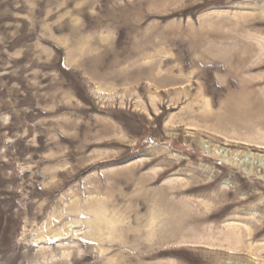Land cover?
<instances>
[{"label": "rangeland", "instance_id": "1", "mask_svg": "<svg viewBox=\"0 0 264 264\" xmlns=\"http://www.w3.org/2000/svg\"><path fill=\"white\" fill-rule=\"evenodd\" d=\"M247 34L264 38V0H0V264H264ZM233 97L252 118L228 120ZM190 105L225 137L179 124ZM227 220L252 235L193 243Z\"/></svg>", "mask_w": 264, "mask_h": 264}, {"label": "bare ground", "instance_id": "2", "mask_svg": "<svg viewBox=\"0 0 264 264\" xmlns=\"http://www.w3.org/2000/svg\"><path fill=\"white\" fill-rule=\"evenodd\" d=\"M252 25L251 26H253V23H251ZM239 26V25H238ZM224 39H235V41H243V37L242 38H239V37H236V38H229V37H225ZM247 39H249V40H255V41H264V38L262 37V36H259V35H255V34H247V36H245V40H247ZM235 98L236 97H233V98H231L230 100H229V102H228V106H227V109H228V107H229V112H230V116H229V121L230 122H232V123H237V119L236 120H234V118H233V115H235L238 119H240V120H242V119H247V118H249V117H251L252 118V116L251 115H249V113L248 112H246V110H245V106L247 105V103H246V101H245V99H243V98H240L239 100H235ZM204 103V102H203ZM206 103H208V102H206ZM176 105V103H175V100L174 99H171L170 100V106H175ZM193 105V104H192ZM204 105V104H203ZM209 105V104H208ZM210 106V105H209ZM187 108H189V112H190V115L188 116V118H180L179 119V124H182L184 127H187L188 129L190 128H192V130H195V129H198V128H205V129H207V130H209L210 132H213L215 135H217V134H221V133H218V132H216V131H214V130H212L211 128H208L207 126H202V125H200V123L199 122H201V120H200V118L198 117V113H200V114H202L203 112H201V111H198V112H195L194 111V108H192V106L190 105V106H188ZM209 109V108H208ZM147 113H148V110L147 109H144ZM206 111V110H205ZM156 112H158V110L156 111ZM156 115L158 116L159 114L158 113H156ZM204 117H202L204 120H206V118H205V115H203ZM253 117H255V116H253ZM171 118L172 117H170L168 120H167V123H169V124H171L173 127L175 126V125H178V123L175 121H172L171 120ZM201 118V119H202ZM219 119V118H218ZM251 120V119H250ZM250 120H249V122H250ZM219 121V120H218ZM248 121V120H247ZM239 122H241V121H239ZM244 122V121H243ZM203 124V123H202ZM210 127V126H209ZM211 129V130H210ZM204 130V129H203ZM217 130V129H216ZM222 130V129H221ZM197 131V130H196ZM220 131V130H219ZM203 132V131H202ZM208 132V131H207ZM197 133V132H196ZM198 133H200V132H198ZM202 134V133H201ZM204 134V133H203ZM222 135V134H221ZM222 136H224V135H222ZM226 136H228V135H226ZM225 137V136H224ZM215 138V137H214ZM227 139H228V137H226ZM229 139H231L232 141H235V140H237L238 142L239 141H241V139H234V138H232V137H230ZM246 142H248V146L250 147V148H252L253 146V144L252 143H255V142H253V141H250L249 139H246L245 140ZM230 142V141H229ZM238 142H235V143H238ZM234 143V142H233ZM258 145H261V144H258ZM231 146V145H230ZM225 155V154H224ZM223 155V156H224ZM225 157V156H224ZM228 159V158H227ZM58 174V173H57ZM49 177V176H48ZM54 177H55V175H54ZM59 186V185H58ZM214 197V196H213ZM218 197V196H217ZM216 197V198H217ZM159 204V206H161L164 210H165V206H166V203L165 202H163L162 200L158 203ZM205 205H207L205 202H202V203H200L199 202V205H198V207L199 206H205ZM197 206V205H196ZM185 207V206H184ZM262 208H264V206L262 207ZM183 210H184V208H183ZM173 212H175V213H177L176 211H174L173 210ZM224 212H226V210L225 209H221L220 211H218L217 213H215V214H213V215H215V217H218V216H220V215H222ZM212 216H210L209 218H208V220H210V218H211ZM196 222L198 223V221H197V218H196ZM196 224V223H195ZM200 224V223H199ZM209 225V224H208ZM194 226V225H193ZM199 226V225H198ZM197 226V224H196V227H198ZM195 227V228H196ZM203 228V227H202ZM198 230L200 229V226L197 228ZM205 231L207 232V234L209 235V237H211V235H214L217 231V233L218 234H220L221 236H224L225 237V243H229V244H224L222 241L221 242H217V243H215L214 241V239H210L209 237H208V240L207 241H204L203 239H202V241L200 240V241H193V243H197V244H204V245H211V246H218V247H225V245H227L228 247H230V248H237V244L238 243H242V241H239L238 240V238H242L243 236L242 235H244L245 236V234H251L252 232H253V229L249 226V225H244V224H241L240 223V221L239 222H237L236 220H227V221H225L221 226H213V225H210V226H207V228H205ZM68 234V233H67ZM70 234V233H69ZM217 235V234H216ZM248 235V236H249ZM252 235V234H251ZM250 235V236H251ZM75 236V235H74ZM219 236V235H218ZM247 236V235H246ZM245 236V237H246ZM78 237V236H77ZM222 238V237H221ZM55 239H56V241H59V236H55ZM54 239V240H55ZM212 241L211 243H210V240ZM217 239H218V237H217ZM233 241L234 242H236V243H234L235 244V246L232 244L233 243ZM192 242V241H191ZM184 243H188V240H186ZM240 245V244H239ZM231 250V249H230ZM64 257H67L68 259H70L71 258V255H69V254H64ZM62 259V258H61ZM67 260V259H66Z\"/></svg>", "mask_w": 264, "mask_h": 264}]
</instances>
